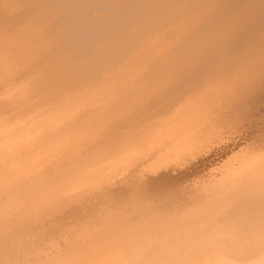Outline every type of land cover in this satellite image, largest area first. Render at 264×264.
<instances>
[{
  "label": "bare ground",
  "instance_id": "bare-ground-1",
  "mask_svg": "<svg viewBox=\"0 0 264 264\" xmlns=\"http://www.w3.org/2000/svg\"><path fill=\"white\" fill-rule=\"evenodd\" d=\"M263 88L264 0H0V264H264V128L169 171Z\"/></svg>",
  "mask_w": 264,
  "mask_h": 264
},
{
  "label": "rangeland",
  "instance_id": "rangeland-1",
  "mask_svg": "<svg viewBox=\"0 0 264 264\" xmlns=\"http://www.w3.org/2000/svg\"><path fill=\"white\" fill-rule=\"evenodd\" d=\"M264 89V88H263ZM262 91V92H261ZM260 92V94H259ZM258 93V95H257ZM256 93V96H254V100L256 99L255 103L254 100L252 102L251 100V108H250V113L251 114L249 116V118H247L243 123H242V131L237 133V135H234L233 137H231L228 141V143L224 142L225 145H221V149H220V145L216 146L213 150L212 149V153L208 152L206 153L204 156L201 155L203 158H194V163H183L185 165L182 164L179 165V168L177 167L175 170L170 169V173L172 175L181 177L184 181V183H186L188 181V183L195 181V180H202V178H204V175H206L208 172L212 171L216 172L217 169L221 168L223 162L225 163L226 160H228L232 154H234L236 152V149L238 150L240 147L239 146H243L245 144L246 141H252V140H257L258 137L261 133H262V128H264V90H260ZM258 97V98H257ZM252 98V99H253ZM261 103V104H260ZM256 104V105H253ZM254 107V108H253ZM256 109V110H255ZM260 116V117H259ZM253 117V118H252ZM255 119V120H254ZM253 123H252V122ZM256 121V122H254ZM262 126V127H261ZM255 128V129H254ZM244 129V130H243ZM249 130V131H248ZM260 134H259V133ZM241 134V135H240ZM245 134V135H244ZM258 135V136H257ZM246 136V137H245ZM249 137V138H248ZM258 137V138H257ZM257 138V139H256ZM248 139V140H247ZM163 140V139H162ZM237 140V141H236ZM164 141V140H163ZM233 142V143H232ZM236 142H239V144L242 142V145L237 144ZM160 143V144H159ZM157 143L156 145L161 146V140L160 142ZM163 143V142H162ZM236 143V144H235ZM244 143V144H243ZM155 145V146H156ZM229 145V146H228ZM239 145V146H238ZM226 146V147H225ZM217 148L219 149L217 151ZM226 149V150H225ZM229 149V150H228ZM163 150V149H162ZM234 150V151H233ZM226 151V152H225ZM161 152V151H160ZM222 154H221V153ZM230 152V153H229ZM234 152V153H233ZM216 153V154H215ZM226 153V154H225ZM220 155V156H219ZM225 155V157H224ZM200 156V157H201ZM208 156L210 157V159L208 158ZM228 156V157H227ZM212 157V158H211ZM228 159H227V158ZM206 158V160H205ZM208 158V159H207ZM221 158H224L221 160ZM226 158V159H225ZM219 159V160H218ZM197 160V162H196ZM216 162H215V161ZM222 162V163H219ZM181 166V167H180ZM185 166V167H184ZM187 166V167H186ZM204 168V169H203ZM172 170V171H171ZM205 173V174H204ZM197 174V175H196ZM184 175V176H183ZM192 176V177H191ZM189 179V180H188Z\"/></svg>",
  "mask_w": 264,
  "mask_h": 264
}]
</instances>
